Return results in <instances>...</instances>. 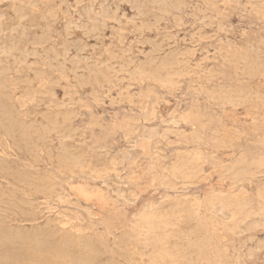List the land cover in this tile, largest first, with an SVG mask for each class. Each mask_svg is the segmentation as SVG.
I'll use <instances>...</instances> for the list:
<instances>
[{
	"label": "rangeland",
	"instance_id": "374dc122",
	"mask_svg": "<svg viewBox=\"0 0 264 264\" xmlns=\"http://www.w3.org/2000/svg\"><path fill=\"white\" fill-rule=\"evenodd\" d=\"M0 41V240L72 248L0 264H264V0H0Z\"/></svg>",
	"mask_w": 264,
	"mask_h": 264
},
{
	"label": "bare ground",
	"instance_id": "6f19581e",
	"mask_svg": "<svg viewBox=\"0 0 264 264\" xmlns=\"http://www.w3.org/2000/svg\"><path fill=\"white\" fill-rule=\"evenodd\" d=\"M98 1V0H97ZM171 1V0H170ZM123 2V1H122ZM163 2V1H162ZM113 3V2H112ZM182 3V2H181ZM37 4V3H36ZM144 4V3H143ZM137 5V4H136ZM142 5V4H141ZM158 5V4H157ZM164 5V4H163ZM184 5V4H183ZM36 6V5H35ZM66 6V5H65ZM131 6H133V5H131ZM174 6V5H173ZM180 6V5H179ZM171 7V6H170ZM94 8V7H93ZM69 9V8H68ZM83 9V8H82ZM86 9H87V7H86ZM107 9V8H106ZM132 9V8H131ZM143 9V8H142ZM138 10V9H137ZM51 11V10H50ZM68 11V10H67ZM104 11V10H103ZM134 11V10H133ZM114 12V11H113ZM163 12V11H162ZM53 13V12H52ZM51 13V14H52ZM48 14H50L49 12H48ZM47 14V15H48ZM67 14H69V13H67ZM116 14V13H115ZM78 15V14H77ZM27 16V15H26ZM51 16V15H50ZM104 16H106V14L104 15ZM137 16H139V15H137ZM140 16H141V14H140ZM89 17V16H88ZM103 17V16H102ZM109 17V19L111 18L110 16H108ZM132 17H134V16H132ZM24 18V17H23ZM26 18V17H25ZM115 18V17H114ZM125 18V17H124ZM197 18V17H196ZM46 19H47V17H46ZM52 19V18H51ZM54 19V18H53ZM112 19V18H111ZM162 20V19H161ZM113 21V20H112ZM136 21V20H135ZM23 22V21H22ZM97 22V21H96ZM151 22V21H150ZM77 23V22H76ZM99 23V22H98ZM142 23V22H141ZM69 24V23H68ZM72 24H73V22H72ZM104 24V23H103ZM161 24V23H160ZM98 25V24H97ZM122 25V24H121ZM49 26V25H48ZM93 26V25H92ZM160 26V25H159ZM20 27V26H19ZM18 27V28H19ZM99 27V26H98ZM144 27V26H143ZM146 27V26H145ZM154 27V26H153ZM34 28V27H33ZM94 28V27H93ZM92 28V29H93ZM21 29V28H20ZM43 29V28H42ZM53 29V28H52ZM49 30V29H48ZM79 30V29H78ZM149 30V29H148ZM24 31V30H23ZM70 31V30H69ZM94 32V31H93ZM96 32H98V31H96ZM90 33V32H89ZM59 34V33H58ZM69 34H70V32H69ZM23 35H24V33H23ZM89 36H91V35H89ZM45 37V36H44ZM99 37V36H98ZM140 37V36H139ZM42 38V37H41ZM96 38V37H95ZM22 39V38H21ZM148 39V38H147ZM51 40V39H50ZM52 41V40H51ZM1 42V41H0ZM41 42V41H40ZM48 42V41H47ZM98 42V41H97ZM83 43V42H82ZM69 44V43H68ZM15 45V44H14ZM18 45V44H17ZM29 45V44H28ZM155 45V44H154ZM159 45V44H158ZM157 45V46H158ZM64 46V45H63ZM62 46V47H63ZM168 46H169V44H168ZM174 46V45H173ZM28 47V46H27ZM36 47V46H35ZM43 47V46H42ZM82 47V46H81ZM40 48V47H39ZM159 48V47H158ZM2 49V48H1ZM249 49V48H248ZM54 50V49H53ZM83 50V49H82ZM154 50V49H153ZM158 50V49H157ZM32 51H34V50H32ZM64 51V50H63ZM150 52V51H149ZM152 52V51H151ZM51 53V52H50ZM58 53V52H57ZM70 53V52H69ZM81 53V52H80ZM141 53H143V52H141ZM155 53V52H154ZM162 53V52H161ZM19 54V53H18ZM35 54V53H34ZM47 54V53H46ZM46 54L44 53V55L46 56ZM118 53H116V55H117ZM24 55V54H23ZM65 55V54H64ZM142 55V54H141ZM152 55V54H151ZM101 56V55H100ZM38 57V56H37ZM42 57V56H41ZM61 57V56H60ZM102 57V56H101ZM167 57V56H166ZM84 58V57H83ZM123 58V57H122ZM152 58V57H151ZM154 58V57H153ZM45 59V58H44ZM58 59H60V58H58ZM63 59H65V57L63 58ZM263 59V58H262ZM262 59H260V60H262ZM91 60V59H90ZM15 61V60H14ZM52 61V60H51ZM78 61V60H77ZM108 61H109V59H108ZM151 61V60H150ZM159 61V60H158ZM46 62H49V61H46ZM54 62V61H53ZM56 62V61H55ZM1 63V62H0ZM16 63V62H15ZM34 63V62H33ZM65 63H67V62H65ZM70 63H72V62H70ZM111 63V62H110ZM39 64V63H38ZM44 64V63H43ZM97 64V63H96ZM103 64V63H102ZM109 64V63H108ZM131 64V63H130ZM153 64H154V62H153ZM156 64V63H155ZM35 64H33V66H34ZM133 65V64H132ZM8 66V65H7ZM36 66V65H35ZM48 66V65H47ZM61 66V65H60ZM72 66V65H71ZM114 66V65H113ZM170 66V65H169ZM30 67V66H29ZM65 68V67H64ZM67 68V67H66ZM88 68V67H87ZM111 69V68H110ZM56 70V69H55ZM98 70V69H97ZM113 70V69H112ZM95 71V70H94ZM93 71V72H94ZM117 71V70H116ZM115 71V72H116ZM209 71V70H208ZM5 72V71H4ZM9 72V71H8ZM71 72V71H70ZM118 72V71H117ZM38 73V72H37ZM42 73V72H41ZM76 73V72H75ZM74 73V74H75ZM95 73H97V72H95ZM8 74V73H7ZM35 74H36V72H35ZM94 75V74H93ZM97 75V74H96ZM84 76V75H83ZM103 77H105V76H103ZM43 78V77H42ZM85 78V77H84ZM78 79V78H77ZM82 79V78H81ZM88 79V78H87ZM109 79V78H108ZM3 81V80H2ZM5 81V80H4ZM75 81V80H74ZM82 81V80H81ZM89 81V80H88ZM78 82V81H77ZM98 82V81H97ZM3 82H1V84H2ZM21 83V82H20ZM23 85V84H22ZM3 87V86H2ZM34 90V89H33ZM253 91V90H252ZM54 95V94H53ZM2 96V95H1ZM0 96V97H1ZM9 96H11V95H9ZM39 96V95H38ZM79 96V95H78ZM6 97V96H5ZM7 98V97H6ZM1 99V98H0ZM11 99V98H10ZM2 100V99H1ZM3 101V100H2ZM1 101V102H2ZM3 103H4V101H3ZM2 103V104H3ZM4 106V105H3ZM2 106V107H3ZM1 107V108H2ZM8 107V106H7ZM15 107V106H14ZM6 108V107H5ZM7 109V108H6ZM5 109V110H6ZM14 109V108H13ZM9 110V111H15V110ZM1 110V109H0ZM3 110V109H2ZM9 111L7 112V113H9ZM4 113V112H3ZM6 114V113H5ZM5 114H4V116H5ZM15 114V113H14ZM3 115V114H2ZM1 115V116H2ZM9 115V114H8ZM19 115V114H18ZM43 115H45V114H43ZM11 116H12V118H14V116L11 114ZM8 117H10V116H8ZM8 117H5L6 119H9ZM22 117V116H21ZM2 118H4V117H2ZM11 118V117H10ZM19 118V117H18ZM17 119V118H16ZM28 119V118H27ZM13 120V119H12ZM12 120L10 121V122H12ZM15 120V119H14ZM19 120V119H18ZM56 120V119H55ZM2 121V120H1ZM7 124H11L8 120H7ZM46 122H49V121H46ZM14 123V122H13ZM16 123H18V122H16ZM20 123V122H19ZM52 123V122H51ZM28 124V123H27ZM2 125V124H1ZM5 125V124H4ZM12 125V124H11ZM24 125V124H23ZM37 125V124H36ZM47 125V124H46ZM6 126V125H5ZM14 126H16V124L14 125ZM42 126V125H41ZM55 126V125H54ZM4 127V126H3ZM13 127V126H12ZM14 128V127H13ZM12 128V129H13ZM18 128V127H17ZM11 129V128H10ZM57 129V128H56ZM25 130V129H24ZM36 130V129H35ZM54 130V129H53ZM70 130V129H69ZM5 131H7V130H5ZM13 132H14V130H12ZM11 130H10V133L12 132ZM49 131V130H48ZM55 131V130H54ZM139 131V130H138ZM19 132V131H18ZM39 132V131H38ZM8 133V132H7ZM49 133V132H48ZM10 135V134H9ZM14 135V134H13ZM16 135V134H15ZM49 135V134H48ZM70 135V134H69ZM8 136V135H7ZM14 138H15V136H14ZM13 138V139H14ZM45 138V137H44ZM43 138V139H44ZM75 138V137H74ZM29 139V138H28ZM67 139V138H66ZM140 139V138H139ZM64 140V139H63ZM39 142V141H38ZM65 142V141H64ZM54 143V142H53ZM25 144V143H24ZM63 145V144H62ZM62 148V147H61ZM28 150V149H27ZM67 152V151H66ZM70 159V158H69ZM74 159V158H73ZM42 160V159H41ZM66 160H68V159H66ZM63 162V161H62ZM34 163V162H33ZM74 164V163H73ZM82 167V166H81ZM182 169V168H181ZM177 170H179V169H177ZM183 171V170H182ZM51 174V173H50ZM37 178H38V176H37ZM46 179H47V177H46ZM43 183V182H42ZM29 191V190H28ZM44 194H45V192H44ZM32 196V195H31ZM2 203V202H1ZM4 203V202H3ZM10 203V202H9ZM28 204H30V202L28 203ZM9 207V206H8ZM16 208H17V206H16ZM24 212V211H23ZM23 215V214H22ZM17 216V215H16ZM35 216V215H34ZM152 216V215H151ZM148 219V218H147ZM152 219V218H151ZM50 220V219H49ZM155 222V221H154ZM1 226V225H0ZM46 228V227H45ZM21 229V228H20ZM39 229V228H38ZM41 229V228H40ZM53 229V228H52ZM25 230V229H24ZM45 230V229H44ZM54 230V229H53ZM34 232H35V230H33ZM38 231H40V230H38ZM50 232H51V229L49 230ZM29 232V231H28ZM33 232V233H34ZM45 233V232H44ZM48 235H51V236H53V237H51L50 236V238H54V235H52V233H46L45 235L44 234H41V233H39V234H32V235H29V234H21V233H12V232H6V233H4L3 234V236H2V238H1V240H0V243L1 244H6V243H9V242H11L12 240H14V239H19V241H22V243H26V245L28 244L33 250H34V252L36 251V253L38 252V253H45V254H55L54 256H57V257H61V258H64V257H70V251H71V249H70V251H69V248L68 247H70L69 246V241H70V239H65V241H64V243L62 242V240H61V243H62V245L58 248H53L52 246H51V244L52 243H50V240H49V236ZM127 236V235H126ZM58 237V236H57ZM119 237V236H118ZM76 238L77 237H75V240H76ZM126 238V237H125ZM73 239H74V237H73ZM52 240V239H51ZM54 240V239H53ZM58 240V239H57ZM69 240V241H68ZM77 241V240H76ZM14 242V241H13ZM52 242H54V241H52ZM71 242H73V240L71 241ZM75 242V241H74ZM121 242H122V240H121ZM129 242H130V239H129ZM55 243V245L57 244H59V243H56V242H54ZM79 243H81L80 241H79ZM79 243L78 244H76V245H79ZM126 243V242H125ZM70 244H72V243H70ZM74 244V243H73ZM15 245H17L16 243H15ZM75 245V244H74ZM75 245V246H76ZM81 245V244H80ZM53 246H54V244H53ZM59 246V245H58ZM74 246V247H75ZM72 247H73V245H72ZM87 247V246H86ZM22 248V247H21ZM24 248V247H23ZM22 248V249H23ZM12 249V248H11ZM121 249V248H120ZM25 250H27V249H25ZM99 250V249H98ZM2 251V250H1ZM10 252V251H9ZM8 252V253H9ZM28 252V251H27ZM106 252V251H105ZM115 252V251H114ZM129 252V251H128ZM162 252V251H161ZM170 252V251H169ZM19 253V252H18ZM21 253V252H20ZM33 253V252H32ZM70 253V254H69ZM99 253V252H98ZM160 254V253H159ZM162 254H164V253H162ZM11 255V254H10ZM25 255V254H24ZM29 255H31V252H30V254ZM34 255L35 254H33V257H34ZM96 255V254H95ZM167 255V254H166ZM99 256H101V255H99ZM6 257V256H5ZM32 257V256H31ZM168 257H169V255H168ZM167 257V258H168ZM174 257V255L172 256V259H174L173 258ZM6 258H8V257H6ZM20 258V257H19ZM40 258V257H39ZM120 258V257H119ZM161 258V257H160ZM11 259V258H10ZM32 259V258H31ZM41 259V258H40ZM70 259V258H69ZM74 259V258H73ZM72 259V260H73ZM80 259V258H79ZM165 259V258H164ZM1 260V259H0ZM14 260V264L15 263H17V264H19L20 262H22V261H20L19 259H17V258H14L13 259ZM28 260V259H27ZM64 260V259H63ZM75 260V259H74ZM77 260V259H76ZM87 260V259H86ZM101 260V259H100ZM163 260V259H162ZM4 261V260H3ZM7 261V260H6ZM79 261V260H78ZM81 261V260H80ZM111 261V260H110ZM44 262V261H43ZM83 262V261H82ZM93 262V261H92ZM95 262H96V260H95ZM111 262H113V261H111ZM175 262V261H174ZM2 263V262H1ZM7 263V262H6ZM28 263V262H27ZM73 263V262H72ZM71 263V264H72ZM80 263V262H79ZM4 264H5V262H4ZM43 264H49V262H46V263H43ZM52 264V263H51ZM82 264H84V263H82ZM90 264V263H89Z\"/></svg>",
	"mask_w": 264,
	"mask_h": 264
}]
</instances>
